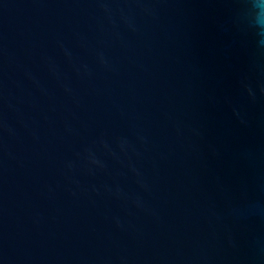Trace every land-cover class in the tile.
<instances>
[{
  "label": "water",
  "instance_id": "water-1",
  "mask_svg": "<svg viewBox=\"0 0 264 264\" xmlns=\"http://www.w3.org/2000/svg\"><path fill=\"white\" fill-rule=\"evenodd\" d=\"M250 5L0 0V264H264Z\"/></svg>",
  "mask_w": 264,
  "mask_h": 264
},
{
  "label": "clouds",
  "instance_id": "clouds-1",
  "mask_svg": "<svg viewBox=\"0 0 264 264\" xmlns=\"http://www.w3.org/2000/svg\"><path fill=\"white\" fill-rule=\"evenodd\" d=\"M250 13L253 26L258 31H264V0H251Z\"/></svg>",
  "mask_w": 264,
  "mask_h": 264
}]
</instances>
